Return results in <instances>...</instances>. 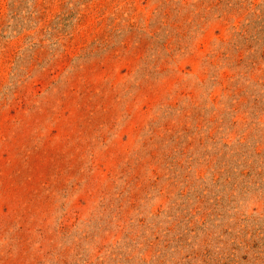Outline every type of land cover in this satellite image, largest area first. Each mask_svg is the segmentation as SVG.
I'll use <instances>...</instances> for the list:
<instances>
[{
    "label": "rangeland",
    "instance_id": "obj_1",
    "mask_svg": "<svg viewBox=\"0 0 264 264\" xmlns=\"http://www.w3.org/2000/svg\"><path fill=\"white\" fill-rule=\"evenodd\" d=\"M0 264H264V0H0Z\"/></svg>",
    "mask_w": 264,
    "mask_h": 264
}]
</instances>
